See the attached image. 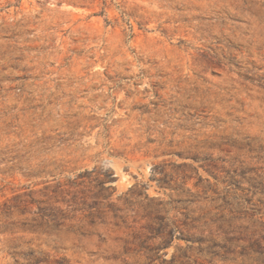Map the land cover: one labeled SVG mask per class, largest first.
<instances>
[{
	"label": "rangeland",
	"instance_id": "1",
	"mask_svg": "<svg viewBox=\"0 0 264 264\" xmlns=\"http://www.w3.org/2000/svg\"><path fill=\"white\" fill-rule=\"evenodd\" d=\"M29 251L264 264V0H0V264Z\"/></svg>",
	"mask_w": 264,
	"mask_h": 264
},
{
	"label": "trees",
	"instance_id": "2",
	"mask_svg": "<svg viewBox=\"0 0 264 264\" xmlns=\"http://www.w3.org/2000/svg\"><path fill=\"white\" fill-rule=\"evenodd\" d=\"M29 194H30V193H29ZM35 202H39V201L34 200V199H32V200L30 201V203H35ZM4 205L7 207V209H11V208H12V206L8 205L7 203H4ZM39 209H40V211H41L45 216H49V215H51V214H48V213H47L48 208H45V207H39ZM27 256H29V257H31V256L35 257V260H34V261H35L36 263H38V264H41L42 261H47L48 264L50 263L49 260H47V258H46V260H43V259H45V258H41V257H37V256H35V255H34V251H29V252L27 253ZM56 263H57V264H66V260H65V259H57V260H56Z\"/></svg>",
	"mask_w": 264,
	"mask_h": 264
}]
</instances>
